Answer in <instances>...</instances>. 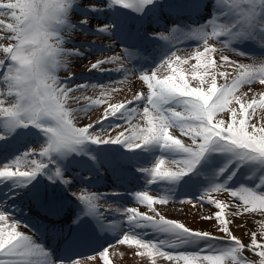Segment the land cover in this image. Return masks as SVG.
<instances>
[{"label":"snow or ice","instance_id":"1","mask_svg":"<svg viewBox=\"0 0 264 264\" xmlns=\"http://www.w3.org/2000/svg\"><path fill=\"white\" fill-rule=\"evenodd\" d=\"M154 4L155 0H107L106 5L109 10L126 9L145 15ZM75 6L77 0H0V33L4 34L0 36V264H88L90 261L110 264L109 249L117 245L135 246L136 256L152 257L155 253L170 264H264V221L260 222L258 231L250 233V242L245 244L234 235L230 228L233 221L222 212L226 203L210 198L214 192H227L240 202L237 207L242 206L245 212L264 213V113L251 122L257 100L252 98L244 104L234 95L242 85H248L249 91L256 83L264 85V59L257 60V54H247L238 47L251 43L264 50V0H212L211 18L188 32L203 46L204 53L218 51L221 62L233 65L238 71L235 79L218 88L216 77L212 76L211 87L204 91L190 87L182 74L160 80L155 71L151 75L141 72L139 79L147 85V94L137 93L127 104L109 105L103 118L97 121L99 130L95 123L74 126V113L68 107L69 101L79 102L81 97L77 93L88 87L103 89L102 95L108 91L104 84L71 83L74 77L67 67L68 58L83 57L84 52L80 48L65 49L64 33L88 24L86 18L79 24L70 23L69 16ZM85 8L92 12L101 10L94 0ZM94 31L111 36L112 25ZM159 39L167 41L168 37L161 34ZM91 47L88 45L85 50ZM177 51L166 54L160 63H168L174 57L178 65L187 64L188 59H182ZM229 51L253 59V63L232 60L226 54ZM204 53L197 51L193 58L199 62ZM124 54L129 58L128 49H124ZM258 55L264 57V51ZM116 62L122 63L121 57L100 59L86 67L88 72L103 73L102 65ZM212 63L209 60L206 67ZM168 66L177 73V68ZM197 67L199 63L193 66ZM61 68L69 71L64 81L57 75ZM130 71L123 69L125 78ZM193 79L203 83V77L193 76ZM233 101L240 105L238 111L228 108ZM100 102L93 100L81 111H93ZM137 102L143 104L142 113ZM258 103L264 107V96ZM225 110L230 116L216 119ZM138 117L144 121L142 126L132 123ZM124 125L129 126L127 135L125 131L115 137L103 135ZM32 129L44 138L42 142H34L40 148L38 153L30 148L18 154L8 151L5 146L13 140L25 139ZM176 131L187 140L177 138ZM110 144L122 145L130 153H158L150 168L139 167L137 171L146 177V184L158 183L163 193L158 197L149 195L147 190L132 193L133 200L146 205L153 215L141 213L136 207H123L116 209L121 212L119 221L109 220L98 204L101 199L106 201V196L80 194L76 197L80 211L73 220L76 238L87 237L89 229L113 232L119 228L116 239L95 254L77 255L70 250L65 257L54 259L44 245L17 230L21 222L8 214V202L24 194L39 198L38 176H44L50 184L70 186L72 181L65 178V168L72 162L70 157L88 155L90 145ZM244 170V180L254 181L251 187L237 184ZM201 174L204 180H200ZM177 186L185 194L192 190L199 194L192 199L179 198ZM169 200L214 205L217 209L214 216L203 219H215L222 235L190 229L181 222L166 219L152 207L167 204ZM49 211L52 215L59 214L54 201ZM149 233L154 239L145 238ZM245 251L259 259H247ZM152 264H156L155 259Z\"/></svg>","mask_w":264,"mask_h":264},{"label":"rangeland","instance_id":"2","mask_svg":"<svg viewBox=\"0 0 264 264\" xmlns=\"http://www.w3.org/2000/svg\"><path fill=\"white\" fill-rule=\"evenodd\" d=\"M106 1L107 0H94L96 5L101 6L100 11H95L93 12V14H86V11H85L84 12L85 14H79L78 11L73 12L72 10L71 12L72 16L70 18L78 23L80 22L81 19L86 18L88 20V24L84 25L86 29L88 27L89 28L92 27L91 29H93V28H97V27L109 24L110 22H108L104 18V17H107L106 16L107 9L105 5ZM164 1L185 2L187 0H155V4L152 5L150 8L152 7L154 8V6L157 3H159L160 5H163ZM189 1H191V3L198 5L197 0H189ZM77 2L83 7H85L86 4L93 2V0H77ZM158 7H161V6H158ZM83 9H87V8H83ZM159 16L164 18V21H166L167 18L164 16V13H160ZM141 18L145 19L146 16L142 15ZM144 21H145V24L148 23V20H144ZM167 23H171V22L168 21ZM204 23L205 22H198L197 23L198 26H192L191 29H198ZM154 25L155 23L150 26V30L153 33V35L160 36L161 34H163L164 36H167L169 39L170 37H172L173 34H180L178 36L179 39H182L184 41H197L188 35V32L191 29L187 31H184V30L177 31L173 33L172 30H169V29L167 30L165 26L154 27ZM67 32L69 33L70 39L80 41L81 43L77 45L73 43L72 46H70V48H67L68 43L65 42L64 48L69 49V50L73 48H80L81 51L84 52L83 57L71 56L68 58L67 67L70 69L71 75H74L73 77L77 78V76L79 75L82 76L83 73L88 72L87 67H90V62H96L97 60H100V59L107 60L109 57H113V56H119L121 57V60H122V63L116 62V63H106L102 65L101 68L102 70H104L103 73H100V72L90 73V74L96 73L99 75L101 74L103 75L104 73L107 74L108 71L114 72V74L112 76H109V78L107 79L108 80L114 79L115 81L104 84L105 87L108 89L107 93L102 95L103 89L99 87L97 88L88 87L86 90H82L81 92L77 93V95L81 97L79 102H76L75 100L69 101L68 107L74 113L73 123H74V126L76 127H81L84 125L95 123L97 126V130H99V124L97 123V121L103 118L105 110L109 107V105H115V104H120V103L127 104L128 101L133 100L134 96L137 93L147 94L148 92L147 85H145L143 81L139 79L141 72H147L149 75H151L152 72L155 71L156 78L160 80L166 79L170 75L182 74L184 75L190 87H198L204 91H207L211 87L212 76L216 77L217 87L219 88L225 83L230 82L231 80L235 79L234 77L238 75V71L233 65H229L227 63H223L220 61V53L218 51L212 52V53H204V48L200 43L197 45V47L194 44V47L191 49L188 47H185L182 49L178 48L179 51H177V55L180 56L182 59L187 58L188 59L187 64L178 65L175 62V58L173 57L172 59L168 60V63H164V64L156 63L154 67H149L148 69H142V67L140 66L139 69H137L134 61L130 57V54H129V58H125L124 48L119 46V42L113 34H111V36H106L104 34L89 33V32H85L81 28H79V30L69 29L67 30ZM2 35L4 34L0 33V36ZM2 42L7 43V41H2ZM88 45H92V47L88 50H85L86 46ZM99 45H104V47L107 48L108 50L103 49L104 52L101 53L102 49L99 47ZM249 45L250 47L259 49L257 45H252L251 43ZM216 47L219 48L220 45H216ZM197 51L204 53V55L201 57V60L199 62H197L193 58V54H195ZM137 52H139V50H137L135 53L137 54ZM169 52H170V49L168 50L167 47L165 48L163 47L162 49L156 48L149 56H152L154 54L153 57L159 56V57H164V59H166V54H168ZM226 54L230 57V59L238 60L240 63H244V64L253 63V59L238 57L230 51L227 52ZM0 56H2V53H0ZM138 58H145V57L139 54ZM255 59L257 60L264 59V57L260 58L257 56L255 57ZM209 60L213 61V63L210 66L206 67V65H209ZM198 63H199V67L193 68V66L197 65ZM169 64H171L172 67L177 68V73L174 74L171 71V68H169L168 66ZM117 69H120V71H117ZM123 69L132 70L128 73L126 78L124 77ZM57 72H59V74H64L65 79H67L66 77L69 75V71L64 70L63 68L58 69ZM221 73H223L224 75H221ZM193 76L203 77V83L201 82L200 79H193ZM95 77H98L100 79L104 78L102 76L101 77L95 76ZM89 82H90L88 83L89 85L96 84V82L94 83L91 80H89ZM102 82L105 83L106 81H102ZM97 84H103V83L99 82ZM251 88L252 90L249 91L248 85H242L236 90L234 95L241 100V103H244V104L249 103L252 98H255L257 100L255 114L252 117V121H251V122H256L259 116L262 113H264V107L259 106V103H258L261 96H264V85L256 83L252 85ZM84 97H87L88 99H84ZM93 100L101 101L100 104L95 107V110L90 111V112L81 111V109H84L89 104H91ZM136 106L140 108L141 113H142L143 104L137 102ZM239 107L240 105L236 104L234 101L228 106L229 109H235L237 111L239 110ZM229 116H230V112L228 110H225L223 112L218 113L216 116V119H224V118H228ZM132 123L139 124L142 126L144 121L142 118L138 117L134 119ZM105 126H107V123ZM128 127H129L128 125H124V127L115 129L108 133H104L103 135L106 138L109 136L115 137L120 131H125V134L127 135L126 129ZM34 130L36 129H32V131ZM175 135L177 136V138L187 140V137L181 136L178 131L175 132ZM43 139H44L43 136L38 133V140L42 142ZM95 146L100 150H96ZM28 148H30L29 149L30 151H34L37 153L40 151L39 146H36L33 140L30 141L27 147L26 146L22 147V149H24L25 151H27ZM111 148H115L121 151L127 150L119 144L90 145L87 149L88 155L75 156L73 158L70 157V159H72V162L69 164L70 166H67L65 168V178L68 180H71L72 183L70 186L48 183L49 187L53 188L54 194H51V195L52 196L55 194L59 195L60 193H62L63 190H65V195H73L74 197H77L80 194H89L91 193V191H95L94 185H93V181H95V178L97 182V180L100 179L98 178L99 176H101L102 178H105L104 175H107L105 173V170L107 169V166L105 163H106V160H108V158L111 159L110 155H108L109 153L111 154ZM155 154H158V153H151V155L147 158L148 159L147 163H144L142 159L140 161L141 167L150 168L152 166V163H153L152 160ZM90 157H94V159ZM87 162H91L89 167H93V169L95 170L84 171V169L80 168V166L87 167V165L85 164ZM164 167L167 168L168 164L166 163ZM245 175H246V170H244V172H241V174H239L237 184L239 183L247 184V182H249V181L244 180ZM90 179H91V182H88ZM145 179L146 177H144L143 179L144 181L142 183L140 182L139 185H134L136 189L133 188V189L127 190L125 188L124 189L120 188L117 191L118 192L122 191L123 193L127 191L126 193L128 195L129 194L132 195V193H135L137 191L147 190L149 192V195H152L154 197H158V195L163 193V189H160V185L158 183L148 185L146 184ZM204 179H205L204 175L201 174L200 180H204ZM253 183L254 181L253 182L250 181V184H248V186L251 187ZM156 189H160V190L155 191ZM177 191H179L178 186H177ZM210 198L226 203L227 206L222 210V212L225 215L226 219L233 221V223L230 224V228L232 232L234 233L235 230L239 232L240 234L237 235V237L240 238L243 243L248 244L250 242L249 241L250 233L252 231H258L260 222L264 221V213L260 212L259 210L255 212H251V211L245 212L242 206L237 207V205H239L240 202L234 199L233 197H231L230 194L227 192H214L211 194ZM127 202H128L127 203L128 207H136L138 211L141 213H145L147 215H153L152 211L146 205L137 204L133 200V198L131 201H127ZM98 204H99V208L105 207L108 210H114L112 203L109 201L108 198L106 201L104 199L99 200ZM152 207L155 208L166 219H171L174 221L181 222L190 229L207 231V232L212 233L213 235H222L221 233L218 232V228L216 226L217 222L215 221V219H211V220L203 219L204 216H209V215L214 216V213L217 211L214 205L205 203L204 206H201V204L196 201H193V203L185 202L181 204V203H174L171 200H169L167 204H164V205L154 204ZM233 213H236V214L233 215ZM11 223H12L11 220L7 222L8 225H10ZM123 246L129 247L128 245H123ZM130 248H135V246H132ZM188 250L194 251L196 249L189 248ZM169 251L171 250L169 249ZM253 254L254 253L250 251L244 252V256L249 260H254ZM123 257H124V254L122 253L119 254L115 258V263L121 264ZM142 258L143 259L141 262L135 263V264H152L153 259H155L156 264H170L169 261L157 256L155 253H153L152 257H148L147 255H145Z\"/></svg>","mask_w":264,"mask_h":264},{"label":"bare ground","instance_id":"3","mask_svg":"<svg viewBox=\"0 0 264 264\" xmlns=\"http://www.w3.org/2000/svg\"><path fill=\"white\" fill-rule=\"evenodd\" d=\"M17 230L19 232L25 234V235L31 236L33 238V240H36V242H38L36 236L32 232H30L27 229V227H24L23 225H19ZM96 232H98L100 234L99 236H103L104 235V233L99 232L98 230ZM239 234L240 233L237 232L236 230L234 231V235L235 236H237ZM42 239L46 240V239H48V236H44V237H42ZM73 241H74V239L65 238L61 242L60 241L56 242V233L53 232V236L51 238L50 245H54L55 246L56 244H61L62 247H61L60 250H64V249H67L68 246L71 244V242L73 243ZM46 249L51 252L52 248L51 247H49V248L47 247ZM118 251H119V253H118ZM121 253L124 254V257H123V260H122L121 264H135V263L141 262L142 259H143L141 256H136L135 255V249L134 248H129V247H126V246H123V245H117L116 248H110V252H109L110 264H115V258ZM88 264H96V262L95 261H90V262H88ZM101 264H102V262H101Z\"/></svg>","mask_w":264,"mask_h":264},{"label":"trees","instance_id":"4","mask_svg":"<svg viewBox=\"0 0 264 264\" xmlns=\"http://www.w3.org/2000/svg\"><path fill=\"white\" fill-rule=\"evenodd\" d=\"M254 255V254H253ZM254 258L256 259V260H258L259 259V257L258 256H256V255H254Z\"/></svg>","mask_w":264,"mask_h":264}]
</instances>
